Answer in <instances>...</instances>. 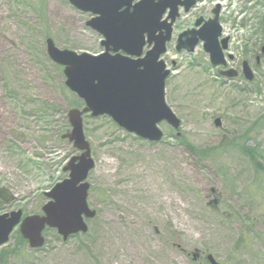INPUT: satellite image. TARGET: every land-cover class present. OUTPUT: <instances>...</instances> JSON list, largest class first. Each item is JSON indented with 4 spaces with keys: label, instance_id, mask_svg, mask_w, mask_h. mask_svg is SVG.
<instances>
[{
    "label": "rangeland",
    "instance_id": "rangeland-1",
    "mask_svg": "<svg viewBox=\"0 0 264 264\" xmlns=\"http://www.w3.org/2000/svg\"><path fill=\"white\" fill-rule=\"evenodd\" d=\"M206 1L223 7L221 23L236 56L230 65L249 58L254 66V50L264 42V0ZM185 15L181 24L191 23ZM91 17L69 0H0V189L14 195L0 199V214L40 213L45 192L68 177L63 167L79 154L61 135L69 109L82 108L83 101L66 86L64 67L50 59L46 39L62 49L101 53L102 36L86 24ZM175 39L166 58L169 67L172 60L178 66L167 79L166 100L181 127L160 123L165 138L153 143L109 116L86 114L96 162L88 201L97 215L87 220V233L68 240L48 228L39 250L20 242L13 264H179V239L222 253L233 239L226 229L264 214V189L251 198L254 170L236 145L264 115V61L253 83L224 80L202 45L194 53L178 52ZM256 136L264 149V128ZM220 144L227 148L212 155ZM256 182L264 184V177ZM18 230L4 252L14 248Z\"/></svg>",
    "mask_w": 264,
    "mask_h": 264
},
{
    "label": "water",
    "instance_id": "water-1",
    "mask_svg": "<svg viewBox=\"0 0 264 264\" xmlns=\"http://www.w3.org/2000/svg\"><path fill=\"white\" fill-rule=\"evenodd\" d=\"M134 1L69 0L75 8L94 15L87 21V26L104 37L101 45L105 51L100 54L61 49L52 37L46 39L49 57L64 66L66 86L85 102L82 110H69L72 129L62 136L72 142L81 154L73 156L64 167L65 172L69 171V177L46 192L49 201L43 206V214L22 219L23 211L17 210L0 215V246L9 240L17 225L32 248L44 245L46 227L56 228L64 240L88 231L86 219L97 214L88 203V177L96 163L84 132V113L90 112L93 117L108 115L126 131L153 142H160L165 136L159 123L167 121L175 129L181 127V119L166 101V79L171 70L166 68L160 57L167 51V42L171 40L172 26L179 16V4H185L188 11L196 0ZM167 8L171 9V21L163 23L161 19ZM219 8L218 5L214 10L215 16L201 29L192 31L194 37L188 47L194 51L201 39L211 63L225 66V50L230 38L220 40L223 27ZM159 31L161 33L156 35ZM147 36L150 43L154 41V47L145 58H141ZM178 49H182L181 44ZM229 58L232 59L233 55L230 54ZM243 73L248 80L254 78L248 61L244 62ZM224 74L232 78L237 73L230 69ZM215 124L221 126L220 117L216 118ZM9 197L7 200L13 199Z\"/></svg>",
    "mask_w": 264,
    "mask_h": 264
},
{
    "label": "flooded vegetation",
    "instance_id": "flooded-vegetation-1",
    "mask_svg": "<svg viewBox=\"0 0 264 264\" xmlns=\"http://www.w3.org/2000/svg\"><path fill=\"white\" fill-rule=\"evenodd\" d=\"M218 5L220 6L219 14L221 20L223 7L219 1L216 3L215 7H211L210 3L207 2L206 0H196L194 5L191 6L188 11L186 10L185 4L184 5L179 4V16L176 17V20L173 23L171 40L167 42V51L160 57V60H163L165 62L166 68L171 70V74L173 70H175L176 67L178 66V63L176 60H172L171 62L173 68L169 67L166 54L168 53L169 44L173 41L174 36L176 37L175 43H176V50L178 52L186 51L189 53H194L199 46L202 45V47L204 48V42L200 39L199 42L195 45L194 51L189 50L188 47L189 42L194 37L192 31H197L201 29L207 23V21H209V19H211L214 16V10L218 7ZM170 12L171 9L167 8V11L163 14V18L161 19L163 23H165V21L167 22L171 21ZM183 12L184 14H186L185 16L190 17L189 22L191 23L181 24L182 17L184 16V14H182ZM192 18L193 20H191ZM164 30L165 29H163L162 31ZM160 33L161 31L157 32L156 35H159ZM195 36H197V34H195ZM225 36L230 38L228 49L225 51V56L229 57L230 54H233L229 52L231 37L225 35L223 29V35L220 38V40H222ZM102 39L103 37L101 38V41ZM179 44H181L182 46V49L180 50L178 49ZM153 47H154V41L150 43L149 37L147 36L146 44L144 46V52L141 58H145L147 52L153 49ZM263 50H264V42L260 44L257 49L254 50L255 53L254 66L249 58L243 59L241 65H235V66L230 65L231 62L235 63L236 60V56L233 54V58L228 60L227 65L222 67H216L218 75L224 80H228V79L234 80V79L242 78L243 80L250 83L255 82L256 71L258 70V68L262 66V62L264 61V59L262 58V56L264 55ZM205 53L209 55V53H207L206 51ZM134 59H137V57H134ZM209 59H210V55H209ZM245 61H248L251 69L253 70L254 78L252 80H248L243 73V67ZM230 69L236 70L237 73L232 78L224 74V72H227ZM237 223L240 226H242V228L225 230V232L232 233L230 236H232L233 239L231 240L230 237L227 238L228 243L231 242L232 244L224 247L222 253L219 252V249L209 244L198 246V245H194L193 242L191 241L189 244L184 245L182 240L179 239V242H177L175 246L177 249L178 258L180 260V261L178 260L179 264H264V214H261L259 216V219L254 223H252L251 219L245 220L244 222L237 221ZM17 242L14 248L10 249L9 251L5 250L4 252L3 251L4 248L2 249L0 247V250L2 249L0 252V264H13V259L15 260V258L16 259L20 258L19 257L20 244ZM5 245H3L2 247H4ZM31 250L36 251L37 249H31Z\"/></svg>",
    "mask_w": 264,
    "mask_h": 264
},
{
    "label": "trees",
    "instance_id": "trees-1",
    "mask_svg": "<svg viewBox=\"0 0 264 264\" xmlns=\"http://www.w3.org/2000/svg\"><path fill=\"white\" fill-rule=\"evenodd\" d=\"M262 30H264V15L262 16ZM66 129L62 130V134L65 133V131H67L70 127L69 121H67L66 118ZM264 128V115L258 117L253 124L251 125L250 128H248L244 133H243V137L238 138V140L236 141V145L239 148L240 152L242 154H244L246 157L249 158V160L252 163V167L254 170V174H255V180L254 183L250 184L251 185V191L250 194L252 195V198L256 199V197H254L255 194H261V190L264 189V184H259L258 182H256L260 177H264V149L261 148V144L259 142L256 141L257 138V134L259 132L260 129ZM238 135L234 136L233 139L237 138ZM231 139V146L234 144L233 141H235V139L233 140ZM223 144H220L218 146L213 147L211 151V154L214 155L222 150H225V146H222ZM201 153V152H200ZM210 154V153H209ZM204 156V155H203ZM249 187V186H248ZM264 194V193H263ZM19 237V241L22 243H25V240L22 238L21 235H18Z\"/></svg>",
    "mask_w": 264,
    "mask_h": 264
}]
</instances>
